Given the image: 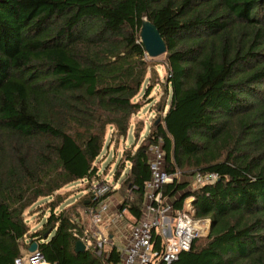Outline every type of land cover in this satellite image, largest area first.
<instances>
[{"label": "trees", "instance_id": "obj_1", "mask_svg": "<svg viewBox=\"0 0 264 264\" xmlns=\"http://www.w3.org/2000/svg\"><path fill=\"white\" fill-rule=\"evenodd\" d=\"M144 16L166 42L170 96L141 143L145 124L134 127L116 167L120 210L142 219L147 151L161 139L181 177L165 195L174 209L191 198L195 216L211 220L172 264H264V0H0V264L25 255L29 239L50 264H104L77 247L92 190L57 209L66 185L99 177L108 128L110 141H125L148 104L138 98L153 74ZM198 173L218 179L189 189ZM48 197L34 230L26 211ZM153 240L162 247L155 230ZM109 260H121L116 244Z\"/></svg>", "mask_w": 264, "mask_h": 264}, {"label": "built area", "instance_id": "obj_2", "mask_svg": "<svg viewBox=\"0 0 264 264\" xmlns=\"http://www.w3.org/2000/svg\"><path fill=\"white\" fill-rule=\"evenodd\" d=\"M147 152L151 177L145 183L143 217L138 223L129 224L126 243L118 247L121 260L117 263L109 260V249L116 243L103 230V225L108 218L115 217L114 222L125 218L126 210H120V204L115 208L108 202L109 197L106 196L113 186L107 180L98 181L97 185L90 182L95 204L83 212L81 240L86 248H91L97 256L104 258V264H172L182 252L191 249L196 238L210 233V218H197L189 202L188 209L186 206L184 209H174L173 200L165 195L164 187L173 183L180 174L168 171L162 140L151 145ZM217 179V173H198L193 178L198 185L214 183ZM154 230L162 235L161 248H155ZM43 261L44 256L37 249L17 257L14 264H41Z\"/></svg>", "mask_w": 264, "mask_h": 264}, {"label": "rangeland", "instance_id": "obj_3", "mask_svg": "<svg viewBox=\"0 0 264 264\" xmlns=\"http://www.w3.org/2000/svg\"><path fill=\"white\" fill-rule=\"evenodd\" d=\"M148 58L152 61L153 74L149 73L148 75L150 76V78H148L149 81H146L144 83L143 89L140 95L138 96V98H143L145 102L148 104L145 105V107L141 110V112H139L138 114H136V116L133 117L132 126L125 141L124 140H121L119 142H117L116 140L110 141L112 128L110 129L108 128V135L106 137V147L104 148V151L102 152L99 160L97 161V164L99 165L100 176L97 179H93L91 181L89 179L84 181L79 180L66 185L63 189H61L60 193L68 196V199L65 202H62L57 210L63 209L69 205H72L73 203L75 204V202L77 203L81 201L85 196V194L89 193L90 191V187H91L90 182H92L93 185H97L99 183L98 181H103V180H107L110 183V185L113 186L111 191L108 193L111 194V197L108 200V202L112 203L114 206L115 205L117 206L122 202L120 198V194L121 192H123L122 176L118 180L117 176L115 175V171L117 165L121 162L123 158V152L131 145H133L132 143L135 140V135L133 133L134 127L136 126L138 128V126H141L142 129L143 125L145 124L144 130L142 129L141 132L142 135L139 140V143H141V141L149 133L150 123L153 122V118L154 117L157 118L159 115L163 113L164 110L168 108V105L166 103H167V97L169 98L170 96L169 92L167 91L169 89V87H167V75L169 70H168L165 54H162L154 58L148 56ZM152 83H154V85L152 86L153 89L150 95H148V97L143 96L147 88V84H152ZM158 119L160 118L158 117ZM125 164H126V168L124 174L130 165L129 162L127 163L125 162ZM190 180H191V185L189 189L196 187L197 184L194 183L193 178H191ZM115 189H118V191H115ZM52 200H53L52 197L41 199L38 203H36L33 207L29 208L26 211V218L29 224H31L32 229L35 230L40 226H42L43 222L46 219L45 215H49L50 213L48 204ZM188 202L191 203L190 205L192 206V199L191 198L186 199L185 206L187 207V209L189 208ZM79 208L81 209V205L79 206ZM82 209L81 211H79V215L77 216V219L80 220V222L81 220L83 221ZM126 215H129L128 212H126ZM39 216L42 217L41 219L39 218L40 220L38 219ZM80 224L83 226L82 223Z\"/></svg>", "mask_w": 264, "mask_h": 264}, {"label": "water", "instance_id": "obj_4", "mask_svg": "<svg viewBox=\"0 0 264 264\" xmlns=\"http://www.w3.org/2000/svg\"><path fill=\"white\" fill-rule=\"evenodd\" d=\"M139 37L146 49L147 56L154 58L166 53L167 46L164 37L157 26L151 20H149L147 16L142 18ZM49 232H47L45 236H48ZM30 243L29 251H36L38 249V242L31 240ZM77 247L79 250L86 249V245L82 241L77 243Z\"/></svg>", "mask_w": 264, "mask_h": 264}, {"label": "crops", "instance_id": "obj_5", "mask_svg": "<svg viewBox=\"0 0 264 264\" xmlns=\"http://www.w3.org/2000/svg\"><path fill=\"white\" fill-rule=\"evenodd\" d=\"M110 197L111 196H109L107 200H109ZM118 205L117 206L113 205V206L116 208L118 207ZM127 216L128 215H126V218H123V219H116L115 222H114L115 217H113L112 219L108 218L106 219L103 225V230L113 238V240L115 241L116 245L119 248H121L124 245V243H126L127 232L129 231V224L132 223L130 219L129 220L127 219ZM45 217H47V215H45ZM31 240L32 239H29V242ZM24 251H25L24 254H27L28 252H30L29 249L24 250ZM41 264H50V263L44 260Z\"/></svg>", "mask_w": 264, "mask_h": 264}]
</instances>
